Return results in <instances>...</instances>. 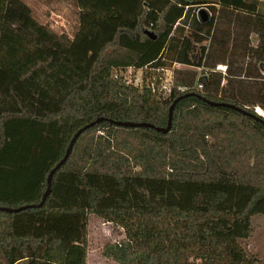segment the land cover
I'll return each instance as SVG.
<instances>
[{
    "label": "trees",
    "instance_id": "1",
    "mask_svg": "<svg viewBox=\"0 0 264 264\" xmlns=\"http://www.w3.org/2000/svg\"><path fill=\"white\" fill-rule=\"evenodd\" d=\"M9 3L0 0V42ZM263 5L145 4L104 16L103 40L77 62H0V206L36 205L0 210V264H88L92 214L124 230L103 247L119 264H259L241 240L264 215ZM150 62L180 65L166 96L136 94L119 74ZM179 97L166 133L110 121L165 127ZM99 117L37 206L75 133Z\"/></svg>",
    "mask_w": 264,
    "mask_h": 264
},
{
    "label": "rangeland",
    "instance_id": "2",
    "mask_svg": "<svg viewBox=\"0 0 264 264\" xmlns=\"http://www.w3.org/2000/svg\"><path fill=\"white\" fill-rule=\"evenodd\" d=\"M145 4L160 10L166 0H10L0 42V62L21 65L49 57L57 62H77L85 48L103 40L104 16L113 12L132 16ZM201 8L204 7L194 9L198 12ZM207 43L208 40L201 45ZM177 66L180 65L169 67ZM252 226L253 237L241 243L259 264H264V215H254ZM123 238L121 227L92 214L88 264H119L103 254V247Z\"/></svg>",
    "mask_w": 264,
    "mask_h": 264
},
{
    "label": "built area",
    "instance_id": "3",
    "mask_svg": "<svg viewBox=\"0 0 264 264\" xmlns=\"http://www.w3.org/2000/svg\"><path fill=\"white\" fill-rule=\"evenodd\" d=\"M217 70L225 71V66L219 64ZM120 76L123 77L124 82L135 91L136 94H141L144 88H149L160 96H166L172 86L173 82V68L169 66L154 65L150 62L143 67L129 66L125 69H120ZM117 77V74H116ZM202 82L196 84V88L201 89ZM189 87L183 86L182 91Z\"/></svg>",
    "mask_w": 264,
    "mask_h": 264
},
{
    "label": "water",
    "instance_id": "4",
    "mask_svg": "<svg viewBox=\"0 0 264 264\" xmlns=\"http://www.w3.org/2000/svg\"><path fill=\"white\" fill-rule=\"evenodd\" d=\"M200 14H203L204 15V19L203 20H206L208 15L205 11H201ZM147 33L149 34H153V32L151 30H148ZM155 37V36H154ZM181 97L175 99L173 101V103L171 104L170 108H169V117H168V123L165 127H159V126H155L154 124L152 123H148V122H132V121H115V120H110L112 123H115L116 125H121V126H124V127H152V128H156L158 131H161V132H168L170 129H171V126H172V115H173V110H174V107H175V104L176 102L180 99ZM211 104L213 105H227L231 108H234L236 110H239V111H243L244 113L246 114H249L251 116H253V114L247 112L246 110H243L241 109L240 107H237L236 105H233V104H225V103H218V102H213V101H210ZM255 118H257L255 116ZM105 118L104 117H99L97 118L95 121L85 125L84 127L80 128L76 133L75 135L73 136L72 140L70 141V144L67 148V151L65 153V156L54 166V168L50 171L49 175H48V186H47V190L46 192L44 193V196H43V199L42 201L37 204V206H42L43 203L45 202L46 200V197L47 195L49 194L50 192V187H51V180H52V177H53V174L56 172V170L67 160L68 156L70 155L72 149H73V145L76 141V139L78 138V136L84 131L86 130L87 128H89L90 126H93L95 123L97 122H100L102 120H104ZM261 122L264 123V120L260 119ZM33 206H36L35 204H26V205H23V206H19V207H16V208H12V207H6V206H0V210L2 211H7V212H12V211H21L23 209H27L29 207H33Z\"/></svg>",
    "mask_w": 264,
    "mask_h": 264
},
{
    "label": "bare ground",
    "instance_id": "5",
    "mask_svg": "<svg viewBox=\"0 0 264 264\" xmlns=\"http://www.w3.org/2000/svg\"><path fill=\"white\" fill-rule=\"evenodd\" d=\"M257 110H258V112L263 113L261 109H257Z\"/></svg>",
    "mask_w": 264,
    "mask_h": 264
}]
</instances>
